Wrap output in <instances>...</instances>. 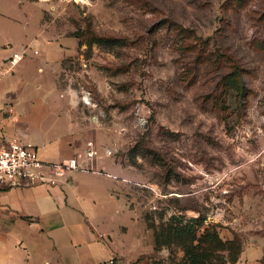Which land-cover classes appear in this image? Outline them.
Segmentation results:
<instances>
[{
  "label": "rangeland",
  "instance_id": "obj_1",
  "mask_svg": "<svg viewBox=\"0 0 264 264\" xmlns=\"http://www.w3.org/2000/svg\"><path fill=\"white\" fill-rule=\"evenodd\" d=\"M38 9L86 43L52 73ZM21 48L2 76L16 120L46 125L52 88L60 104L75 92L100 130L95 158L112 149L116 177L86 175L131 195L130 214L102 191L92 204L119 264H230L243 250L264 264V0H0V58Z\"/></svg>",
  "mask_w": 264,
  "mask_h": 264
},
{
  "label": "crops",
  "instance_id": "obj_2",
  "mask_svg": "<svg viewBox=\"0 0 264 264\" xmlns=\"http://www.w3.org/2000/svg\"><path fill=\"white\" fill-rule=\"evenodd\" d=\"M13 1L20 6L23 0ZM39 2H47V0ZM37 11L39 9L35 13L37 32L45 47L42 61L55 63L51 69L52 73L62 64L79 59L81 49L86 43L78 41L70 33L57 30L51 18L41 20ZM37 53L36 49V53L33 54ZM3 58H0V63ZM36 70L41 73L43 65H37ZM7 86L2 77L0 103H9L14 112L11 99L14 93L10 92ZM52 90L51 101L47 100L45 106L49 117L46 125L30 129L24 122L16 120L20 119V115L17 117L14 114V117L9 119L1 114L2 127L8 137L31 142L45 160L58 161L72 155L81 157L86 141L94 140L95 130L98 132L99 140L102 138L100 130L85 119L84 107L77 105L71 96L75 92L69 93V100L64 99V103L60 104L55 101L62 94L56 88ZM91 119L97 122V117L94 115ZM100 156L105 155L101 152ZM101 157L93 160L92 163L96 167L108 173H112L110 169L116 170L113 162L103 161ZM86 174L96 173L73 171L65 179L53 185L0 186V230H2L0 245L15 247V253L0 251V264H34L33 256L37 249L49 255L54 264H119L116 259L118 252L115 245L116 238L110 232L107 233L108 239H105L104 233L98 230L97 222L94 220L97 214L92 204L97 200V192L102 191L108 201L113 199L119 205V210L131 213L129 209L131 195L121 183L114 181L115 184L103 187L94 181L92 176L87 178ZM96 175L100 178L110 177L104 173ZM118 195H121L122 199H117ZM108 213L110 214V211ZM101 215L105 214L98 216ZM47 263L46 258L40 261V264ZM231 264H260V262L259 259L246 257L243 250Z\"/></svg>",
  "mask_w": 264,
  "mask_h": 264
},
{
  "label": "built area",
  "instance_id": "obj_3",
  "mask_svg": "<svg viewBox=\"0 0 264 264\" xmlns=\"http://www.w3.org/2000/svg\"><path fill=\"white\" fill-rule=\"evenodd\" d=\"M32 52L36 53V49H33ZM24 55L25 48H21L20 50H12L2 59L0 63V81L7 71L12 70L22 60ZM80 99L84 103H89L83 95H80ZM1 114L12 119L14 117L12 106L9 103H0ZM97 153L92 141L87 140L81 157L72 155L58 161L45 160L31 142L8 137L0 122V186L53 185L65 179L73 171L104 173L115 178L114 174L108 173L92 163L95 157L98 156ZM102 153L108 156L112 154V149L105 147ZM127 181L129 182V180Z\"/></svg>",
  "mask_w": 264,
  "mask_h": 264
},
{
  "label": "trees",
  "instance_id": "obj_4",
  "mask_svg": "<svg viewBox=\"0 0 264 264\" xmlns=\"http://www.w3.org/2000/svg\"><path fill=\"white\" fill-rule=\"evenodd\" d=\"M71 35H72V34H71ZM73 36H74V35H73ZM235 261H236V260H235ZM235 261H234V262H235ZM259 262H260V264H261V260H259ZM232 263H233V262H232ZM230 264H231V263H230Z\"/></svg>",
  "mask_w": 264,
  "mask_h": 264
}]
</instances>
